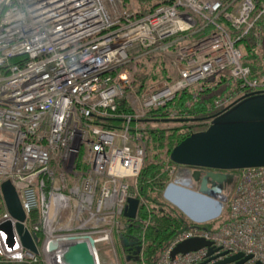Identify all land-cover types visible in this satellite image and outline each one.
Listing matches in <instances>:
<instances>
[{
	"label": "built area",
	"instance_id": "obj_1",
	"mask_svg": "<svg viewBox=\"0 0 264 264\" xmlns=\"http://www.w3.org/2000/svg\"><path fill=\"white\" fill-rule=\"evenodd\" d=\"M263 15L264 0H174L143 16L124 0H0V256L63 264L62 247L47 250L51 240L92 235L97 248L115 240L125 230L123 218L129 220L128 200L146 204L139 177L148 157L143 119L149 112L221 73L239 89L214 100L216 113L264 92V79L252 77L243 62L245 38L260 42ZM159 58L170 62L167 77L137 81ZM111 119L122 125L99 123ZM165 162L176 183L179 165L170 154ZM232 176L224 182V220L213 229L203 225L213 219L196 222L157 264H214L225 250L252 254L245 264H264V166ZM6 180L17 189L26 226L39 236L40 254L25 248L16 231L9 245L1 228L7 220L16 224L1 191ZM191 237L220 249L172 258V248Z\"/></svg>",
	"mask_w": 264,
	"mask_h": 264
},
{
	"label": "water",
	"instance_id": "obj_2",
	"mask_svg": "<svg viewBox=\"0 0 264 264\" xmlns=\"http://www.w3.org/2000/svg\"><path fill=\"white\" fill-rule=\"evenodd\" d=\"M205 118L210 119L208 127L188 135L170 153L175 164L196 168L192 176L196 181L201 180L200 189L193 190L187 183H169L164 192L166 199L180 208L193 222L198 223L221 215L225 201L224 182L232 181V171L264 166V92L244 96L228 109ZM204 169L208 171L202 176ZM1 191L8 212L16 219L15 226L11 220L1 225L7 231L9 245L14 243L16 231L25 248L40 254L39 236L32 233L25 224L26 212L12 181H4ZM139 208L140 200L130 198L124 216L129 220L134 219ZM64 241L73 242L63 246L61 242ZM120 244L123 248L134 249L135 258H139L142 244L138 237L122 235ZM60 247L63 251L59 260L63 264H102L92 235L62 236L47 244L48 251ZM204 247H207L208 255L220 249L203 237H191L178 242L170 255L175 258L178 254H187ZM228 254V250L221 252L225 258L214 264H245L253 258L252 254L246 255L244 252ZM254 264L262 262L257 260Z\"/></svg>",
	"mask_w": 264,
	"mask_h": 264
},
{
	"label": "trees",
	"instance_id": "obj_3",
	"mask_svg": "<svg viewBox=\"0 0 264 264\" xmlns=\"http://www.w3.org/2000/svg\"><path fill=\"white\" fill-rule=\"evenodd\" d=\"M174 0H124V6L136 16H143L161 4ZM260 42L250 34L244 40V64L251 69L252 77L264 79V15L257 25ZM151 73L139 74L137 81L144 84L148 79L167 77V68L161 58L153 63ZM239 86L227 74H217L203 81L198 86L180 92L166 105L152 110L143 119L148 146V157L139 177L142 196L146 204L139 210L133 220L124 219L125 230L116 232V240L120 236H136L142 244V253L138 264H157V260L170 244L180 234L189 230L193 222L180 208L166 199L164 192L172 177L167 170L165 157L175 145L193 132L204 130L209 125L210 115L217 111L212 107L214 100L231 91H237ZM125 103L122 110H129ZM98 123V122H97ZM105 127H120L121 120L111 119L104 123ZM234 170L233 172H236ZM5 211L3 199L0 195V216ZM225 212L220 217L203 225L213 229L223 221ZM121 245V244H120ZM123 250V247L121 246ZM0 264H45L42 257L37 262H14L0 256Z\"/></svg>",
	"mask_w": 264,
	"mask_h": 264
},
{
	"label": "rangeland",
	"instance_id": "obj_4",
	"mask_svg": "<svg viewBox=\"0 0 264 264\" xmlns=\"http://www.w3.org/2000/svg\"><path fill=\"white\" fill-rule=\"evenodd\" d=\"M166 63L168 65L165 64V66L167 68H171L170 62L168 59H167ZM171 73H172V71H171ZM194 170H196V169L188 168L186 166H177V173L174 176V181L178 184L187 183L189 188L198 191L200 189L201 180L196 181L193 178L192 173ZM203 175H204V173L202 174V176ZM226 189H227V187L224 186L223 191L225 192ZM226 210H227V206L224 205L222 213L226 212ZM114 234H115V240H113L112 242H108V243H104V244L102 243V244L98 245L101 263L102 264H138L137 263L138 261H134V259L131 258L132 257L131 253L128 254L126 251H123L121 249L120 242L116 240V238H117L116 234L117 233L115 232ZM127 258H129V259H127Z\"/></svg>",
	"mask_w": 264,
	"mask_h": 264
},
{
	"label": "flooded vegetation",
	"instance_id": "obj_5",
	"mask_svg": "<svg viewBox=\"0 0 264 264\" xmlns=\"http://www.w3.org/2000/svg\"><path fill=\"white\" fill-rule=\"evenodd\" d=\"M133 250H134V249H133ZM133 250H129V248H128V247H126V248H123V251H126L128 254H130V253H131V254H132V257H134V258H135V257H136V255H134V254H133ZM132 257H131V258H132ZM134 258H133V259H134ZM135 259H136V258H135Z\"/></svg>",
	"mask_w": 264,
	"mask_h": 264
}]
</instances>
